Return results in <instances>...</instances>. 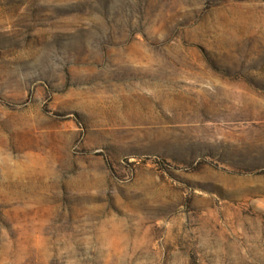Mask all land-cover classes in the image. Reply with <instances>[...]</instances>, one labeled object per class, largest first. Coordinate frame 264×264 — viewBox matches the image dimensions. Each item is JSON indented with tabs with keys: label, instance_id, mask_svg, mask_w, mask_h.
Returning <instances> with one entry per match:
<instances>
[{
	"label": "rangeland",
	"instance_id": "rangeland-1",
	"mask_svg": "<svg viewBox=\"0 0 264 264\" xmlns=\"http://www.w3.org/2000/svg\"><path fill=\"white\" fill-rule=\"evenodd\" d=\"M0 264H264V0H0Z\"/></svg>",
	"mask_w": 264,
	"mask_h": 264
}]
</instances>
